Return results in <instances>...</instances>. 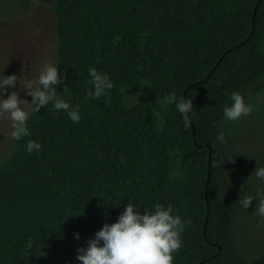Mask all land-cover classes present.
Wrapping results in <instances>:
<instances>
[{"label": "trees", "instance_id": "16d2710c", "mask_svg": "<svg viewBox=\"0 0 264 264\" xmlns=\"http://www.w3.org/2000/svg\"><path fill=\"white\" fill-rule=\"evenodd\" d=\"M53 9L56 94L81 119L51 104L31 111V135L0 164V264H78L77 249L130 201L190 218L173 264H248L231 242L207 125L231 92L264 78V0H55ZM89 67L114 84L97 99L86 95ZM173 91L193 100L188 128L164 102ZM28 139L41 149L28 153Z\"/></svg>", "mask_w": 264, "mask_h": 264}, {"label": "rangeland", "instance_id": "374dc122", "mask_svg": "<svg viewBox=\"0 0 264 264\" xmlns=\"http://www.w3.org/2000/svg\"><path fill=\"white\" fill-rule=\"evenodd\" d=\"M55 0H0V73L20 77V83L35 78L49 63L57 62V15ZM21 99L29 102L20 87L16 89ZM7 95V94H6ZM252 107L249 115L238 121H225L223 111L208 123L213 140L219 145L223 179L220 199L231 216V242L236 253L248 264H264V217L254 213L256 200L248 210L243 209L240 196H252L264 185L251 173L257 164L264 166V78L242 94ZM31 113L32 106L24 105ZM11 121L0 117V164L5 163L14 151L16 141L9 138ZM224 132L225 142L216 140ZM249 179V180H248Z\"/></svg>", "mask_w": 264, "mask_h": 264}, {"label": "clouds", "instance_id": "9594fccd", "mask_svg": "<svg viewBox=\"0 0 264 264\" xmlns=\"http://www.w3.org/2000/svg\"><path fill=\"white\" fill-rule=\"evenodd\" d=\"M88 76L87 83L91 85V90L86 95L91 99L106 95L114 87L109 75L95 67H89ZM63 79L56 62L46 64L37 77L29 78L23 85L15 73H0V117L11 121V140L18 142L31 135L28 126L29 112L25 109V104H30L34 112H39L42 106L48 108L51 104L53 110L64 111L73 123H79L81 115L78 106H71L67 100L56 94L57 86ZM18 81L25 95L32 97L30 102L21 99L15 90L9 93V88L16 89ZM230 100L231 104L226 105L223 110L225 121H238L242 116L251 113V105L245 102L238 91L231 92ZM164 102L174 105L183 119L184 127L188 128L195 112L193 100L185 96L178 97L173 91L164 97ZM216 140L224 143V132H218ZM25 147L28 153L38 152L41 144L28 139ZM253 176L264 185V166L257 164L249 179ZM253 199L256 200L254 213L264 217V190L258 188L252 196H240L238 204L248 210ZM190 223V218L184 220L174 213L171 204L155 203L152 211H141L140 205L130 201L115 222L104 223L87 240L86 247L77 249L76 260L78 264H173L174 253L182 247L181 233ZM74 235L79 239V232Z\"/></svg>", "mask_w": 264, "mask_h": 264}]
</instances>
